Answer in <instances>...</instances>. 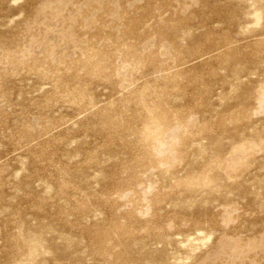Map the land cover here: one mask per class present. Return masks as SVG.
Wrapping results in <instances>:
<instances>
[{"label":"rangeland","instance_id":"374dc122","mask_svg":"<svg viewBox=\"0 0 264 264\" xmlns=\"http://www.w3.org/2000/svg\"><path fill=\"white\" fill-rule=\"evenodd\" d=\"M0 264H264V0H0Z\"/></svg>","mask_w":264,"mask_h":264}]
</instances>
